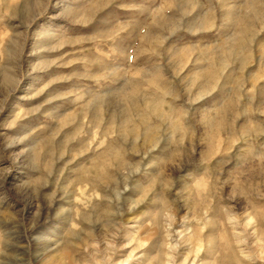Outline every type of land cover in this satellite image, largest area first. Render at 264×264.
<instances>
[{
	"label": "rangeland",
	"instance_id": "rangeland-1",
	"mask_svg": "<svg viewBox=\"0 0 264 264\" xmlns=\"http://www.w3.org/2000/svg\"><path fill=\"white\" fill-rule=\"evenodd\" d=\"M0 264H264V0H0Z\"/></svg>",
	"mask_w": 264,
	"mask_h": 264
}]
</instances>
